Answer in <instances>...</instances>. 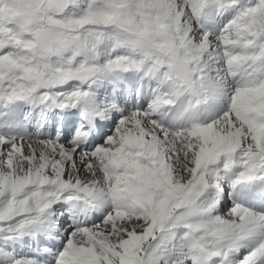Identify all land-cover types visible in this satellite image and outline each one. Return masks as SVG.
Wrapping results in <instances>:
<instances>
[{"label":"snow or ice","instance_id":"snow-or-ice-1","mask_svg":"<svg viewBox=\"0 0 264 264\" xmlns=\"http://www.w3.org/2000/svg\"><path fill=\"white\" fill-rule=\"evenodd\" d=\"M0 264H264V0H0Z\"/></svg>","mask_w":264,"mask_h":264}]
</instances>
